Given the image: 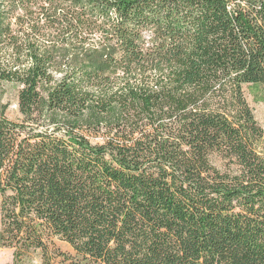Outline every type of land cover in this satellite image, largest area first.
I'll return each instance as SVG.
<instances>
[{"label": "trees", "instance_id": "trees-1", "mask_svg": "<svg viewBox=\"0 0 264 264\" xmlns=\"http://www.w3.org/2000/svg\"><path fill=\"white\" fill-rule=\"evenodd\" d=\"M245 87L264 103V0H0V247L13 264H264Z\"/></svg>", "mask_w": 264, "mask_h": 264}, {"label": "rangeland", "instance_id": "rangeland-1", "mask_svg": "<svg viewBox=\"0 0 264 264\" xmlns=\"http://www.w3.org/2000/svg\"><path fill=\"white\" fill-rule=\"evenodd\" d=\"M2 87L3 96L1 100L3 103L8 105L7 116L11 119H17L19 117L17 110L18 87L10 83L4 84ZM245 96L253 110L255 119L264 128V103L262 101H258V98L256 95H253V92L249 87H245ZM212 162L218 168L223 167V163L218 157H213ZM0 264H13L12 249L0 247ZM22 264H41L39 253H32Z\"/></svg>", "mask_w": 264, "mask_h": 264}]
</instances>
